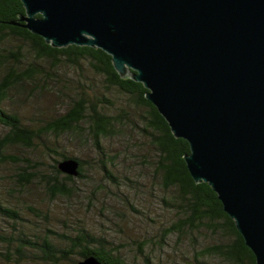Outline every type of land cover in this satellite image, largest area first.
Instances as JSON below:
<instances>
[{"label":"water","instance_id":"95a60500","mask_svg":"<svg viewBox=\"0 0 264 264\" xmlns=\"http://www.w3.org/2000/svg\"><path fill=\"white\" fill-rule=\"evenodd\" d=\"M23 27L54 48H99L186 140L207 183L264 264V0H21ZM61 172L78 176L65 160ZM79 264H103L90 257Z\"/></svg>","mask_w":264,"mask_h":264},{"label":"trees","instance_id":"16d2710c","mask_svg":"<svg viewBox=\"0 0 264 264\" xmlns=\"http://www.w3.org/2000/svg\"><path fill=\"white\" fill-rule=\"evenodd\" d=\"M25 13L21 0H0V124L7 130L0 138V165L18 161L5 154L8 148L30 149L48 135L57 139L68 136L84 146L90 144L101 171L107 180L115 182V174L109 168L113 157L108 155L105 142L125 131H135L155 150V177L169 195L163 201L180 214L165 228L159 241L164 242L173 234L192 238L195 232L209 228L214 233L226 234L225 241L199 251L194 264H209L205 259L210 255L228 264H256L253 251L245 245L234 220L224 212L218 195L209 184H197L192 178L184 159L190 153L189 143L173 135L168 122L147 99L144 85L122 78L112 57L99 48L76 45L54 48L47 44L22 26L20 17ZM26 92L53 94L65 109L53 117L42 115L40 127L34 129L17 112L4 106L11 94L19 96ZM56 154L61 159L53 158L51 175L41 170L21 173L25 183L40 180L52 198L70 195L76 178L86 175V160L66 150ZM65 160L78 162V176L59 170L58 164ZM25 162L32 165L29 160ZM0 211L17 221L21 219L14 208L0 204ZM39 240L34 242L25 235L17 238L18 256L24 258L25 250L32 248L44 262H59L76 255L80 258L77 264L90 257L103 264H128L118 250L107 247L106 240L86 229L68 238L66 248L47 238ZM145 259L146 264H152L149 257Z\"/></svg>","mask_w":264,"mask_h":264},{"label":"rangeland","instance_id":"374dc122","mask_svg":"<svg viewBox=\"0 0 264 264\" xmlns=\"http://www.w3.org/2000/svg\"><path fill=\"white\" fill-rule=\"evenodd\" d=\"M60 104L53 94L26 92L11 94L4 106L35 129L40 127L42 115L53 117L63 112L65 108ZM5 133L6 128L0 124V138ZM44 138L36 141L34 148H8L5 154L18 161L0 165V204L21 215L17 221L0 211V264H77L80 260L72 255L59 262H44L32 248H27V256L22 258L18 256L16 239L24 235L34 242L47 238L66 248L68 238L86 229L106 240L107 247L118 250L128 264H146V257L152 264H194L199 251L225 241L226 234L209 228L195 232L192 238L173 234L159 241L165 228L180 214L163 201L169 195L155 177V150L135 131H125L105 142L108 155L113 157L109 168L115 182L107 180L101 171L90 144L84 146L68 136ZM65 150L87 162L85 177L76 178L70 195L52 198L40 180L24 182L23 170H41L51 175L53 158L61 159L56 152ZM205 260L209 264H228L217 256L210 255Z\"/></svg>","mask_w":264,"mask_h":264}]
</instances>
